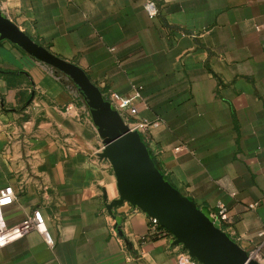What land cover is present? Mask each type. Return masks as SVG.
<instances>
[{
  "label": "crops",
  "instance_id": "1",
  "mask_svg": "<svg viewBox=\"0 0 264 264\" xmlns=\"http://www.w3.org/2000/svg\"><path fill=\"white\" fill-rule=\"evenodd\" d=\"M0 0L34 41L82 68L104 97L140 96L127 115L168 183L264 257V0ZM129 125V124H128ZM132 128V126H130ZM89 108L73 81L0 41V188L8 225L39 210L0 264H202L121 201ZM264 264V258H263Z\"/></svg>",
  "mask_w": 264,
  "mask_h": 264
},
{
  "label": "water",
  "instance_id": "2",
  "mask_svg": "<svg viewBox=\"0 0 264 264\" xmlns=\"http://www.w3.org/2000/svg\"><path fill=\"white\" fill-rule=\"evenodd\" d=\"M1 40L10 41L30 56L63 72L77 86L102 141V157L112 166L121 201L154 217L202 264H262L249 257L216 221L212 222L200 208L172 188L149 157L139 132L128 127L82 68L34 41L0 9Z\"/></svg>",
  "mask_w": 264,
  "mask_h": 264
},
{
  "label": "built area",
  "instance_id": "3",
  "mask_svg": "<svg viewBox=\"0 0 264 264\" xmlns=\"http://www.w3.org/2000/svg\"><path fill=\"white\" fill-rule=\"evenodd\" d=\"M143 9L149 16H155L158 12V7L155 1L153 0H146L143 3ZM262 27L264 28V24L262 25ZM139 96V90H135L131 96L125 97L117 93L111 92L106 95L105 99L107 98V100L123 117L124 113L128 115H133L137 112L132 102ZM148 125L149 124L147 122H139L132 127H134L136 130H143ZM14 199L15 193L11 186H5L3 188H0V248L10 243L11 241L21 238L32 230H35L40 233L44 242L51 247L53 245V240L51 239L47 231L44 219L39 210H34L31 215L26 216L21 221L12 225H8L6 223L2 215V208L12 204L14 202ZM210 215L214 219V221H216L220 225L221 222L227 219V208L224 205L219 204L217 211L211 213ZM149 222L152 234H167V230L164 227L160 226L158 221L154 217L149 216ZM257 236L264 240V228L260 229L257 232ZM247 253L249 257L259 261L260 263L263 262L264 257L258 244L252 247Z\"/></svg>",
  "mask_w": 264,
  "mask_h": 264
},
{
  "label": "rangeland",
  "instance_id": "4",
  "mask_svg": "<svg viewBox=\"0 0 264 264\" xmlns=\"http://www.w3.org/2000/svg\"><path fill=\"white\" fill-rule=\"evenodd\" d=\"M59 71V70H58ZM61 72V71H60ZM61 73H63V72H61ZM75 85V84H74ZM76 86V85H75ZM77 87V86H76ZM80 96H81V94H80ZM82 97V96H81ZM83 98V97H82ZM107 99V98H106ZM84 100V99H83ZM128 114H126V113H124V116L122 117L123 119H124V121L127 123V124H130L129 123V120L127 121V116ZM130 126H132V125H130ZM139 132V131H138ZM141 136V135H140ZM142 139V138H141ZM102 152H103V150H102V148H101V151H100V155L102 156ZM103 159H105L106 161H107V163H108V165L110 166V169L112 170V172H113V169H112V166H111V164H110V162H109V160L106 158V157H103ZM114 174V173H113ZM115 177V176H114ZM163 178H164V176H163ZM165 179V178H164ZM166 180V179H165ZM119 196V195H118ZM206 215V214H205ZM209 218H210V220L213 222L214 221V219L211 217V215L209 214V215H207ZM167 234H170V236H172V238H174L173 237V235L167 230ZM175 239V238H174ZM176 240V239H175ZM178 244L179 245H181L182 247H184L185 248V246L181 243V242H178ZM186 249V248H185ZM186 251H187V253L189 254V252H188V250L186 249ZM190 255V254H189ZM247 255H248V253H247ZM191 256V255H190ZM194 259H196L194 256H192ZM197 260V259H196ZM197 261H199V260H197ZM200 262V261H199Z\"/></svg>",
  "mask_w": 264,
  "mask_h": 264
},
{
  "label": "bare ground",
  "instance_id": "5",
  "mask_svg": "<svg viewBox=\"0 0 264 264\" xmlns=\"http://www.w3.org/2000/svg\"><path fill=\"white\" fill-rule=\"evenodd\" d=\"M128 125V124H127ZM128 127H129V125H128ZM130 128V127H129ZM131 130H134L135 128L134 127H132V128H130ZM136 130V129H135ZM263 263V262H262Z\"/></svg>",
  "mask_w": 264,
  "mask_h": 264
},
{
  "label": "trees",
  "instance_id": "6",
  "mask_svg": "<svg viewBox=\"0 0 264 264\" xmlns=\"http://www.w3.org/2000/svg\"><path fill=\"white\" fill-rule=\"evenodd\" d=\"M151 158V157H150ZM164 178L166 179V180H168L165 176H164Z\"/></svg>",
  "mask_w": 264,
  "mask_h": 264
}]
</instances>
